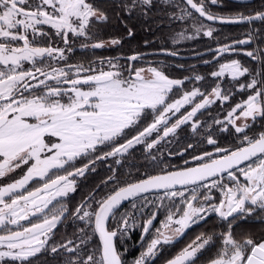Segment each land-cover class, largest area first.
<instances>
[{"label":"snow or ice","instance_id":"6c2138e0","mask_svg":"<svg viewBox=\"0 0 264 264\" xmlns=\"http://www.w3.org/2000/svg\"><path fill=\"white\" fill-rule=\"evenodd\" d=\"M213 6L223 7L222 0H113L118 16L147 18L156 9L163 11L169 23L190 21L193 31L183 28L177 33L181 39L201 34L215 39L216 23L249 25L245 39L208 48L206 52L214 53L213 61L264 40V3L247 14L228 16L212 12ZM108 19L105 9L88 0H0V178L26 166L19 178L0 186V264H33L39 255H50L62 264H128L123 258L127 248L121 252L117 242L122 244L136 229L141 230V252L132 264H153L165 248L213 213L226 230L207 236L201 233L166 264H198L216 240L220 243L208 264H264V239L249 237L241 242L232 233L237 220L264 213V130L251 136L245 131L257 118H264V48L257 45L244 51L256 62L254 69L242 67L235 59L220 64L218 71L210 73L217 80L210 93L197 86L195 82L205 77L195 72L174 79L165 73L163 63L152 66L145 61L147 67L137 66L144 54H133L123 64L122 57L101 58L87 65L68 63L66 53L73 51L77 40L83 41L82 47L94 49L120 43L115 38L97 39L94 29ZM257 22L260 28L254 26ZM45 25L54 31H45ZM132 34L129 29L128 35ZM45 40L47 46H42ZM61 62L64 66L58 67ZM25 63L31 67L26 69ZM226 73L233 82L245 74L250 77L238 87L248 91L247 99L235 104L226 117L236 133H243L240 146L221 148L209 133L207 143L215 153L205 151L193 155L191 162L184 160L183 166L121 181L118 168L136 145L143 144L158 167L163 161L151 150L160 141L175 138L182 125L191 124L192 132L199 134L203 125L197 114L203 115L201 110L232 95L219 82ZM185 82L193 84L191 90H184ZM180 91L179 98L171 99ZM198 97L200 102H196ZM185 105H192L191 110L169 126ZM241 117L246 122L236 126ZM213 123L224 121L213 118ZM225 130L227 126L221 129ZM153 133L157 138L149 142ZM189 149L194 150V145L188 144L177 155L183 158ZM84 160L87 163L77 167ZM108 160H112L107 165L112 174L70 209L67 200L76 192L77 181L95 172L98 161ZM213 190L221 194L218 202ZM125 202L128 209L119 211ZM161 213L164 219L155 227ZM69 217L83 225L77 227L79 242L74 246L72 240H54V230Z\"/></svg>","mask_w":264,"mask_h":264},{"label":"trees","instance_id":"16d2710c","mask_svg":"<svg viewBox=\"0 0 264 264\" xmlns=\"http://www.w3.org/2000/svg\"><path fill=\"white\" fill-rule=\"evenodd\" d=\"M108 4L103 6L108 12L109 19L106 23H103L100 31L98 32L97 39H103L105 41L111 39H119L120 43L117 45L107 46L101 49H93L94 59L114 58L122 57L124 59L120 60V63H128L126 57H129L137 53L153 52L166 50L171 52H177L181 55H193L196 53L206 52L208 48H216L218 44H230L233 40L245 39V34L249 29L247 24H237V25H222L214 24L213 26L217 29L214 32L215 39L204 37L202 34L194 39H181L177 33L182 31L183 28L190 25V21L182 23L176 21L174 23H169L167 18L164 16L163 11H157L148 14L145 18L139 15H131L124 13L117 15V12L113 7V0H108ZM179 2V0H178ZM223 7H211V11L220 15H235L238 12H244L247 14L253 9L260 8L264 0H222ZM173 9H169L172 11ZM198 16L197 14H195ZM256 28H260L261 24L257 22L254 25ZM132 30V35H128V30ZM193 30L188 27V32L191 33ZM173 39L177 40V43L173 44ZM145 41L148 43L145 44ZM259 45L264 48V40L257 39L255 42L251 43L247 47H243V50L237 53H227L221 56L218 60L213 61L214 53L205 54L201 57L188 60H179L167 56H153L151 58L163 59V64L166 65L165 73L174 79H183L185 76H191L193 72L205 77V80L200 82H195L197 86H202V90L206 93H210L212 87L215 86L217 82L216 78L211 77L210 73L213 71H218L220 64L229 63L231 60L235 59L240 61L242 67H248L254 69L256 67V62L252 61L251 58L244 55V51H252ZM88 50L83 52H78V60L82 62L86 58ZM204 60L212 61L211 64H204ZM139 62L137 66H139ZM182 65L183 67H179ZM195 65L193 69L191 66ZM154 66H158L155 63ZM250 77L245 74V76L240 77L237 81H231V77L225 74L223 79L219 82L221 83L222 90L231 89L232 95L230 99L221 103L219 100L215 104L210 105L206 110H201L203 115L197 114L200 123L203 125L198 129L199 134H194L191 130V124L182 125L180 129H177V135L175 138L168 137L165 140L160 141L155 148L151 150V154L156 156L158 160H162L159 166H155L156 162L152 161L151 156L145 151V146L143 144L136 145L134 149L130 150V154H126V158L122 161L123 166L118 168V176L121 181L127 179H135L136 176L143 172H149L151 174H157L161 168L173 166H183L184 160L191 162L193 155H201L203 152L215 153V148L213 145L207 143V136L210 133L211 138L216 140L217 144L221 148L235 149L240 146L243 133H236L235 127L229 124L226 120L227 113L231 110L235 104L247 99L248 91H239L238 87L241 83H248ZM193 84L185 82L184 90H191ZM176 90L174 89V92ZM171 95V94H170ZM182 95V91L176 92L175 96H171V99H177ZM196 102H200L198 97ZM192 105L184 106L179 113L169 121V126L175 122L176 119L180 118L182 114H186V111L191 110ZM239 112L236 113V115ZM213 118L216 120L224 121V124H214ZM195 119V118H194ZM151 121L149 116L148 122ZM251 124V121L249 122ZM211 125V128H208ZM227 126V130L221 131L222 128ZM208 129L205 132V129ZM264 130V118H257L251 129H245L249 136L254 133H259ZM132 132L130 135H134ZM160 135L163 134V128L160 129ZM157 138V133H153L152 137L149 138V142L152 139ZM170 141V142H168ZM123 142V141H121ZM188 144L194 145V150L189 149L184 152L183 158L178 153L183 152ZM169 153H174L169 155ZM83 163H87L86 160L79 161L81 166ZM112 164V160L107 162L96 163V171L87 174L86 179H79L77 181L78 187L76 192L71 193L67 203L68 207L72 210L81 202V200L86 197L96 185L111 175L108 166ZM131 174V176H129ZM103 195V193H101ZM213 195L217 199V202L221 194L213 190ZM129 205L126 204L119 211L123 212L128 209ZM165 214L161 213L157 220L156 226L160 227V222L164 219ZM82 227V224L74 223L72 218L69 217L67 220L57 226L55 231L54 240L59 243H67L68 240L73 241L74 246L79 241L76 238L77 227ZM205 230V235H211L213 233L219 234L226 230V226L222 224L221 220L216 214H211L206 222H202L196 226H193L188 230L186 235L187 239H192L200 234L198 231ZM135 231V233H134ZM130 233V238L125 239L121 244L117 242L118 249L123 252L127 248V252L124 253V259L128 264H132L135 259V254L139 251L137 246L139 245L141 230L136 229ZM233 236L238 241H243L245 238H252L256 241L264 239V213H257L255 215L249 216L246 219L237 220L233 224L232 228ZM215 243H220L216 240ZM124 246V247H123ZM33 264H62L60 259L53 260L50 255H39L34 259Z\"/></svg>","mask_w":264,"mask_h":264},{"label":"flooded vegetation","instance_id":"af4514ba","mask_svg":"<svg viewBox=\"0 0 264 264\" xmlns=\"http://www.w3.org/2000/svg\"><path fill=\"white\" fill-rule=\"evenodd\" d=\"M108 0H88V2H91V3H94L95 6L99 7V8H102L103 9V6L107 5ZM102 24H98L97 25V28L94 29L95 31H100L101 29V26ZM44 30L45 31H48V32H53L54 30L50 28V26H43ZM71 35V34H70ZM83 43L82 40H77L73 45V51L72 52H69V53H66V55L68 56V63H71V64H83V65H87L89 62L95 60L94 59V52L92 51L94 48H91V47H88V48H84L81 46V44ZM42 46H47V40L43 41V44ZM60 47H63V44L62 42H60L59 44ZM214 49V48H213ZM88 50V54L86 56V58H84V60L82 62H79L78 60V52H83V51H86ZM162 51V50H160ZM166 51V50H164ZM155 52H158V51H153V52H145V53H139V54H147V55H143V60L139 62V67H147L148 64L145 63V61H149V62H152V66H154L155 63H163L164 60L163 59H160V58H151L153 56H164V55H158V54H154ZM171 52V51H169ZM203 53V52H202ZM178 55H181V54H178ZM196 54H193V55H181V56H185V57H188V58H183V59H180V58H175V59H179V60H188V59H195L197 57H201V56H197L195 58H191V56H194ZM130 57V56H129ZM167 57H171V56H167ZM105 58V57H103ZM127 58V57H126ZM174 58V57H172ZM100 59V58H99ZM97 59V60H99ZM58 67H63L64 64L63 62H61L60 64L57 65ZM24 67L27 69V68H30L31 65L28 64V63H25L24 64ZM40 79H44V77H40ZM32 83H35V81H32ZM51 83V81H50ZM251 121V120H250ZM79 161L77 162V167H79ZM23 171H26V166L22 169H17L16 172L14 173H11L9 174L6 178H0V186L8 183V182H11L12 180L14 179H17L19 178V176L22 174ZM242 178V177H241ZM242 180V179H241ZM36 185L35 184H30V187H35ZM128 204V203H126ZM126 204H124L123 206H125ZM122 206V207H123ZM121 207V208H122ZM157 220V219H156ZM156 220L154 221V224H155V227L156 226ZM135 233V231H134ZM188 231L186 232V234L179 240V242L175 243L173 246L171 247H167L165 248L159 255V257H157V259L153 262V264H166V261L173 258L181 249H183L185 246H187L188 244L192 243L194 240H196L197 237L195 238H192V239H187L186 238V235H187ZM201 233H204L205 234V230H202V231H198V234H201ZM215 247H209L207 248V250L204 251L203 255L200 257L199 261H198V264H208L209 260L211 258H214L215 256V253L217 251V248L219 246V243H215ZM124 247V246H123ZM137 249L139 250L136 254H135V259L139 256L140 252H141V248L139 247V245L137 246Z\"/></svg>","mask_w":264,"mask_h":264},{"label":"water","instance_id":"95a60500","mask_svg":"<svg viewBox=\"0 0 264 264\" xmlns=\"http://www.w3.org/2000/svg\"><path fill=\"white\" fill-rule=\"evenodd\" d=\"M198 15V13H197ZM216 24H220V23H216ZM237 24H242V23H224L222 25H237ZM251 44V43H250ZM250 44L248 45H244L243 47H247L249 46ZM215 49V48H214ZM169 51H158V52H155L154 54H158V55H164V56H171V55H168ZM205 54H209L208 52H203ZM204 54V55H205ZM144 55H147V54H144ZM197 56H201V55H194V56H191V58H195ZM171 57H174V58H180V59H183V58H188V57H185V56H181V55H176V56H171ZM127 202H125L124 204H126Z\"/></svg>","mask_w":264,"mask_h":264},{"label":"rangeland","instance_id":"374dc122","mask_svg":"<svg viewBox=\"0 0 264 264\" xmlns=\"http://www.w3.org/2000/svg\"><path fill=\"white\" fill-rule=\"evenodd\" d=\"M227 74V73H226ZM228 75V74H227ZM186 106V105H185ZM182 109V108H181ZM237 115H239V114H237ZM246 121L244 120V118L243 117H241L240 119H237L236 120V122H235V124H236V126H241V125H243L244 123H245ZM248 123L250 122V120L249 121H247ZM242 180L241 181H243V177L241 178Z\"/></svg>","mask_w":264,"mask_h":264}]
</instances>
